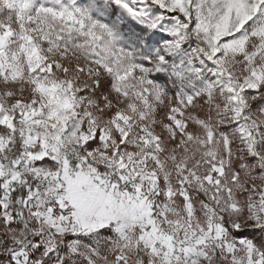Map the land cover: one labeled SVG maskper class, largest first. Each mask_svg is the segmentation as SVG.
<instances>
[{"label":"snow or ice","instance_id":"6c2138e0","mask_svg":"<svg viewBox=\"0 0 264 264\" xmlns=\"http://www.w3.org/2000/svg\"><path fill=\"white\" fill-rule=\"evenodd\" d=\"M0 264H264V0H0Z\"/></svg>","mask_w":264,"mask_h":264}]
</instances>
